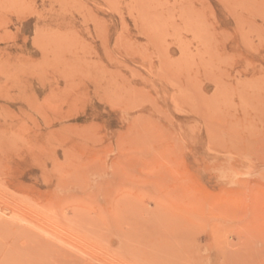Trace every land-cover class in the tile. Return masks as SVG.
Listing matches in <instances>:
<instances>
[{
  "label": "rangeland",
  "instance_id": "374dc122",
  "mask_svg": "<svg viewBox=\"0 0 264 264\" xmlns=\"http://www.w3.org/2000/svg\"><path fill=\"white\" fill-rule=\"evenodd\" d=\"M37 242L76 264L264 245V0H0V264H53Z\"/></svg>",
  "mask_w": 264,
  "mask_h": 264
},
{
  "label": "bare ground",
  "instance_id": "6f19581e",
  "mask_svg": "<svg viewBox=\"0 0 264 264\" xmlns=\"http://www.w3.org/2000/svg\"><path fill=\"white\" fill-rule=\"evenodd\" d=\"M37 243H38V248H40L41 252L45 254V258H46L45 261L52 260L55 264H76L77 263L75 260L76 257L73 258V255L71 256L66 250L59 248L55 245H52L49 242H37ZM176 247L178 248L179 246L177 245ZM179 248L182 249V246ZM238 260H239L238 264H264V245L256 244V245L251 246L250 253L248 255L245 254V255L238 256ZM168 263L169 262L165 261L162 264H168Z\"/></svg>",
  "mask_w": 264,
  "mask_h": 264
}]
</instances>
